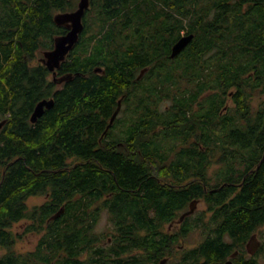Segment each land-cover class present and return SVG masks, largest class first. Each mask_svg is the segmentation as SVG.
<instances>
[{"label":"trees","instance_id":"obj_1","mask_svg":"<svg viewBox=\"0 0 264 264\" xmlns=\"http://www.w3.org/2000/svg\"><path fill=\"white\" fill-rule=\"evenodd\" d=\"M89 1L81 36L60 63L72 78L34 127L27 116L48 96L36 90L41 71L28 76L22 55L31 56L36 32L49 35L43 26L51 6L72 11L78 0H36L38 6L20 17L35 28L17 29L8 46L0 45V117L6 119L0 129V264H159V257L172 256L168 237L179 235L177 228L166 230L167 222L194 198L204 208L176 226L185 235L198 230L201 240L178 250L174 264H222L236 250L238 264H262L257 257L264 240L254 255L245 244L264 224V0ZM190 33L171 57L172 45ZM97 64L104 75L94 72ZM142 67L148 69L136 80L139 104L182 109L171 116L163 107V117L148 120L154 140L139 144V151L163 171L155 176L144 161L104 154L97 143L100 116ZM124 97L129 105V92ZM195 100L200 112L188 115ZM158 124L164 128L156 131ZM194 136L200 144L189 142ZM172 153L173 162L165 163ZM89 154L109 169L87 166ZM212 163L219 164L214 184L207 173ZM197 173L200 180L184 189L166 183ZM45 194L42 204L28 205L30 196ZM104 212L110 224L98 227ZM20 222L23 233L39 234L24 252L15 248L22 232L13 227Z\"/></svg>","mask_w":264,"mask_h":264},{"label":"flooded vegetation","instance_id":"obj_2","mask_svg":"<svg viewBox=\"0 0 264 264\" xmlns=\"http://www.w3.org/2000/svg\"><path fill=\"white\" fill-rule=\"evenodd\" d=\"M32 2H28L26 0H0V12L3 13V15H0V45L2 46H8V43L11 41L10 39V35L12 33H17V29L18 30H25L26 28H35L34 25L31 24V22L29 21V25L28 27L25 26L24 21L20 23V17L24 18V16H26V14H28L32 8V6H34V8L36 7V5L38 6V4L35 3L36 0H31ZM79 1V0H78ZM78 4V3H77ZM50 19L48 24L43 28H49L50 33L45 34L46 30L44 32L40 31V32H36V36L34 38V44L32 45V52H31V56H27L26 54L23 53L22 55V60L25 62L26 64V69L28 72V76H31V74L33 73V71H35L36 69L40 70L41 72V83L37 84L36 90L40 91L43 90L45 95H47L48 97L42 98L43 99H53L54 94L57 92L58 89L62 88L66 82L68 80H70L72 78V75L69 78L66 79H62L63 76H67L69 75V73H62V71H60L61 67L60 64L55 67L54 69H49L47 67V65L42 61V58L44 56L45 51H48L50 49H52L54 47V45L56 44L59 36H61L62 34L66 33V31L69 29L68 26V22L66 23H62L59 24L58 23V13L59 12H63V11H58L56 5L51 6L50 8ZM70 11V10H68ZM37 13V12H35ZM19 18L18 21H16V18ZM64 28L65 32L58 34L57 32V28ZM83 31V30H82ZM81 31V33H82ZM42 33L44 35H42ZM81 33L79 36H81ZM44 37V38H42ZM78 42V41H77ZM77 44V43H76ZM76 44L74 45V47L76 46ZM74 47L68 51V53L66 54L65 58L60 62L62 63L64 60H66L68 58L69 55L72 54V51L74 49ZM148 68L146 67H142L139 70V74H135L134 79H132L131 82V88L126 92H129V99H130V104L129 105H125L123 104V100L125 99L124 94L126 92H121L119 91L117 93V95H115L114 97V101L112 104H110L109 109L107 110L106 115H101L100 116V120H102L103 122V128L101 130V132L99 133L98 136V141L97 143H99L101 145L100 149L101 151H107L108 153H104V154H120L122 157H124V159L126 158V160H130L134 163H137L139 160L144 161L143 164L146 165L147 169V173L149 174V176H155L153 173H159V172H163L162 170H155L157 168H154V164H156L154 162V158L152 156H150L149 154H146L145 156L142 155V153L139 151V144L141 143H149V142H153V137L155 136L153 133V128H148V120L150 119H156L157 116L159 114H161L160 116L163 117V112L162 109L163 107L166 109H169L171 111V116L172 115H176V113L178 112L180 115H182V109L181 111L179 110V108L177 109L175 104H169L167 102H165V104L163 106L158 105L155 107V105H151V106H145L143 107V105L139 104V98H138V92H137V88H136V80L139 76H141ZM94 72L100 74V75H104L105 74V68H103L102 65H96L93 68ZM24 84H26V81H24ZM196 84V83H195ZM232 94L231 92H229V96L226 100V104L228 106H230V104L228 103L229 101L231 102V105H233V102L231 100ZM202 95L199 96L200 102L202 100ZM173 98H169L168 100H172ZM40 101V100H39ZM38 101V102H39ZM179 101V100H178ZM115 103V105H114ZM195 105L193 106V111L191 109H188V115H191L192 112L195 114H198L200 112V105L198 104V101L195 100L194 101ZM37 104V102H36ZM35 104V105H36ZM34 105V107H35ZM227 105H224L223 107L225 108ZM34 107L30 110L28 116H27V122L29 124H32V127L35 126L38 118L35 121H31V114L34 110ZM49 108H44V111L48 110ZM44 113V112H43ZM0 120H5L0 117ZM4 125V124H3ZM3 125L0 127V129L3 128ZM164 125H157L156 126V131L160 128H164ZM207 141V139L205 140ZM190 143H196L198 142L199 144L201 143V140L197 137H191L189 139ZM122 148V150H121ZM93 149H97V146ZM193 157H195L194 155H191ZM165 157H169L168 162L165 163H171L172 160H174L175 158V154H167L165 155ZM84 162L87 163V166L90 165V163L94 162V164H99L101 166V169L103 170H108L106 168V166L103 164V162L100 161L99 158L95 157L93 154H89L86 156V158L84 159ZM173 162V161H172ZM157 165V164H156ZM215 166V167H214ZM219 166L218 163H212L210 170L207 172L208 175H211L213 180H210L213 184L215 183V178H214V173L215 170H217V167ZM167 173V170L164 171ZM199 172V171H197ZM196 178H198L200 180V173H197V176H190L189 179H173V182H171V178H170V182H166L168 185L173 186L175 189H184V187L189 184L192 181H196ZM159 181L161 180L160 178H158ZM162 181V180H161ZM163 182V181H162ZM232 186L236 187L240 184L239 181H231ZM118 191L123 192L122 186H120V184H118L117 187ZM210 190H212V188H210ZM113 190H110L109 193H107V198L111 195ZM37 195H32L30 196L27 201L31 198V197H36ZM39 196V195H38ZM44 196V201H42L39 204H32V205H40L43 202L46 201L48 195L45 194ZM103 200L105 201V198L103 197ZM102 200V201H103ZM197 200V205L202 202V200L200 198H194L192 201ZM198 210V208H195L194 212L191 213L192 215ZM185 211L184 210H180L177 211L175 213V216L172 217L171 220H169L167 222L168 228L171 226L173 227L174 225H179L182 224V222L184 221V217L182 221H178L180 215ZM105 214V212L103 213ZM107 214V212H106ZM167 228V229H168ZM179 231V235H177L181 241L184 238V228H178ZM257 234V232H254ZM253 234V233H252ZM258 236V235H257ZM111 237H108V240L110 241ZM249 239V238H248ZM169 240H172V245H171V249L173 248V245L177 244L175 242H177V239H175V237H173L172 239H170V237H168V241L165 243V245H170ZM178 250H181V246H177ZM246 247V244H245ZM167 249H170L169 247H167ZM257 252V251H256ZM255 252V253H256ZM254 253V254H255ZM238 254V253H237ZM236 254V255H237ZM248 255H254V254H249L247 252ZM247 255V256H248ZM245 256V257H247ZM170 256L163 255L161 257H159L158 259V263L159 264H165V262H167L170 258ZM234 258V257H233ZM233 261L234 264H238L236 261ZM246 259V258H245ZM164 261V262H162Z\"/></svg>","mask_w":264,"mask_h":264},{"label":"water","instance_id":"obj_3","mask_svg":"<svg viewBox=\"0 0 264 264\" xmlns=\"http://www.w3.org/2000/svg\"><path fill=\"white\" fill-rule=\"evenodd\" d=\"M90 1L89 0H79L77 4V8L72 11L59 12L58 23H66L68 22L69 29L66 33L59 36L54 47L48 51H45L42 61L47 65L49 69H54L57 67L60 62L65 58L66 54L76 41L78 40L79 34L83 30V16L85 9L88 8ZM193 34H183L181 37L176 40V42L172 45L170 56H176L192 39ZM71 75L63 76L62 79L69 78ZM53 106V99H43L37 102L34 107V110L31 114V121H35L38 117H40L44 108H51ZM5 123V120H0V127ZM197 207V200L191 201L189 203V208L184 211L178 221H182L185 216L190 215L194 212ZM63 211V208H60L55 214L51 216V218H56ZM261 245V240L258 238L256 233L251 234L249 239L246 242V250L249 254H254L259 246ZM238 251H234L229 258H227L224 264H234L232 259L236 256ZM164 262V261H162Z\"/></svg>","mask_w":264,"mask_h":264},{"label":"rangeland","instance_id":"obj_4","mask_svg":"<svg viewBox=\"0 0 264 264\" xmlns=\"http://www.w3.org/2000/svg\"><path fill=\"white\" fill-rule=\"evenodd\" d=\"M228 103L231 105L230 101ZM42 201H44V196L43 195H39V196L37 195L36 197H31L27 201V203L29 206H33L32 204H36V203L39 204ZM196 208H198V210H201L202 208H204V203L200 202ZM22 222L15 224L13 228H14V230H17L18 232H22L21 238L17 241L15 248L18 251L24 252V251L31 250L35 246V244L39 238V234L31 233V232H27V233L24 232L23 233ZM21 224H22V226H21ZM106 224H110V223H108V219H107L106 215L103 214V217H101L100 224L98 225V227H104L105 228ZM167 228H168V225H166V230H176V228L178 229V226L174 225L173 227L171 226V229H170V227L168 229ZM257 235L261 241L264 240V224L258 229ZM200 240H201V235L198 232V230L190 231V233H188L187 235H184V238L182 241L178 237L177 242H175L177 244L173 245L172 249H171V246L169 247L170 250H172L171 252H169L170 255H172V256L169 257L170 261L168 260L167 262H165V264H169V263L174 264V262L178 259L179 255H180V253H179L178 257H177V252H178L177 246L178 245L182 247L181 249H183L184 247H193ZM257 258H258V261H260L262 264H264V252L261 255H259ZM222 264H224V262Z\"/></svg>","mask_w":264,"mask_h":264}]
</instances>
